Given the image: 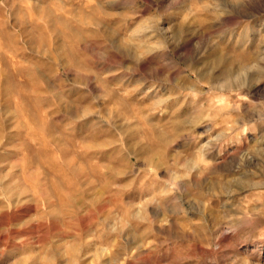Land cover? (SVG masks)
Instances as JSON below:
<instances>
[{"label":"rangeland","instance_id":"1","mask_svg":"<svg viewBox=\"0 0 264 264\" xmlns=\"http://www.w3.org/2000/svg\"><path fill=\"white\" fill-rule=\"evenodd\" d=\"M0 264H264V0H0Z\"/></svg>","mask_w":264,"mask_h":264},{"label":"bare ground","instance_id":"2","mask_svg":"<svg viewBox=\"0 0 264 264\" xmlns=\"http://www.w3.org/2000/svg\"><path fill=\"white\" fill-rule=\"evenodd\" d=\"M22 26V25H21ZM22 29V28H21ZM21 31V30H20ZM25 32V31H24ZM9 55V54H8Z\"/></svg>","mask_w":264,"mask_h":264}]
</instances>
